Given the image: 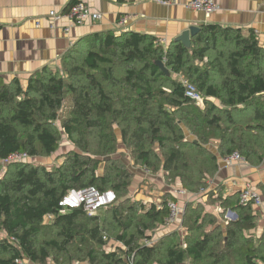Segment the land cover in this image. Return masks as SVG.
Listing matches in <instances>:
<instances>
[{"label": "trees", "instance_id": "1", "mask_svg": "<svg viewBox=\"0 0 264 264\" xmlns=\"http://www.w3.org/2000/svg\"><path fill=\"white\" fill-rule=\"evenodd\" d=\"M163 59L170 76L156 66ZM174 75L203 97L202 110ZM59 113L75 146L61 166L9 163L5 172L0 166V264H264V230L259 243L249 240L257 214L252 205H240L238 195L216 199L237 213L225 228L200 205L186 207L184 222L192 226L185 249L173 235L141 245L168 213L164 205L132 201L133 174L115 156L121 144L135 165L163 171L191 193L217 172L218 156L207 148L212 141L223 157L238 153L250 165L261 164L264 48L255 37L206 25L189 49L176 42L164 51L139 34H94L63 56L60 69L32 74L25 88L0 80V164L14 153L53 155L62 140ZM114 125L121 128L120 143ZM87 187L113 191L117 200L95 215L60 209L66 192ZM112 243L119 245L106 249Z\"/></svg>", "mask_w": 264, "mask_h": 264}, {"label": "crops", "instance_id": "2", "mask_svg": "<svg viewBox=\"0 0 264 264\" xmlns=\"http://www.w3.org/2000/svg\"><path fill=\"white\" fill-rule=\"evenodd\" d=\"M73 1L80 0H0V80L4 84L16 80L25 88L32 74L44 67L60 69L65 54L75 46H80L89 36L100 33H112L115 36L126 33L139 34L153 38L154 43L155 40L161 39L165 42V46H162L165 51L190 27L200 30L203 26L213 25L240 31L243 37L252 35L258 46L264 48V0H213L216 10L209 16L188 9L185 5L192 0H170L177 4L169 6L136 0H81L101 18L75 26L68 34L62 31L67 27L65 20L57 22L55 29H50L49 13H67ZM123 17H129V20L127 24L120 26L118 22ZM173 77L181 79L178 75ZM208 101L219 109L223 108L216 98L209 97ZM196 107L201 110L204 108ZM242 110L243 117H248V110L244 107ZM183 130L186 138L192 140L189 132L184 128ZM217 145V141H212L207 146L209 151L218 156L217 172L207 180V186L195 193L183 188L178 179L167 180L163 171L152 173L128 159L126 164L132 168H127L133 174L132 201L149 206L153 204L157 209L173 201L184 209V215L180 216L181 221L178 224L167 225L165 218L162 225L148 232V240H152L153 245L173 235L182 248H186L185 238L192 226H187L184 222L187 206L195 208L200 205L204 213L216 219L215 226L225 228L229 222L237 219V213L228 205L220 206L216 200L218 197L225 199L238 195L246 186L262 197L264 159L258 166L250 165L245 160L227 165L223 162L226 156L219 154ZM177 190H184L186 194L176 197ZM211 193L214 195L210 196ZM164 200L167 201L165 204ZM253 210L257 219L255 227L248 231V235L249 240L256 245L263 236L264 209L253 206ZM140 244L144 245V240Z\"/></svg>", "mask_w": 264, "mask_h": 264}, {"label": "built area", "instance_id": "3", "mask_svg": "<svg viewBox=\"0 0 264 264\" xmlns=\"http://www.w3.org/2000/svg\"><path fill=\"white\" fill-rule=\"evenodd\" d=\"M136 1H149L163 6H169L177 4L175 1L170 0H136ZM188 9L192 11L203 12L206 16L211 15L215 10V4L213 0H192L185 5ZM101 16L97 13L91 11V9L83 3V1H77L73 4L67 13L58 14L54 11L49 13V26L50 29H55L57 22L65 20L67 22V27L63 28L64 34H68L71 28L75 26H82L90 21H97ZM129 17H123L118 22L120 26L127 24ZM38 25V24H37ZM155 46H165L164 40H155ZM164 63V59L162 61ZM181 77V76H180ZM181 82L185 86V97L192 101L194 105L203 107L204 99L197 92V90L189 83H185L184 79L181 77ZM29 160V156L26 153H14L11 154L3 164L7 165L9 163H25ZM223 162L227 165H232L233 163L244 162V159L238 154L233 153L231 155L223 158ZM186 192L184 190H177L175 196H183ZM116 195L113 191H100L95 187H87L83 189H70L61 198L59 202V207L62 211L82 209L84 212L95 215L100 210H104L112 206L116 202ZM239 204L242 206L252 205L257 208L264 209V201L260 195L253 191L249 186H246L243 190L238 193ZM159 207L158 209H162ZM165 208L168 211V216L165 219L167 225L178 224L180 216L184 215V209L180 207L178 203L169 201L166 203ZM144 239L145 246L153 245L152 240ZM133 258V257H132Z\"/></svg>", "mask_w": 264, "mask_h": 264}, {"label": "rangeland", "instance_id": "4", "mask_svg": "<svg viewBox=\"0 0 264 264\" xmlns=\"http://www.w3.org/2000/svg\"><path fill=\"white\" fill-rule=\"evenodd\" d=\"M221 45H218V48L220 47ZM85 52L83 53L81 51V56L83 55L84 56ZM53 69H57V68H53L52 67V70ZM58 70V69H57ZM60 73H63L61 70H60ZM117 73H121V71H116L115 72V75ZM119 78V77H118ZM118 91V88H116V92L117 93ZM63 116V114L59 113V119L55 122V125L57 126L58 130L60 132H62V140H60L59 142V147L57 149V151L49 156V157H35V158H30L29 160H27V162L29 161V163L35 165V166H42V167H45L49 170L53 169V168H56V167H59L63 164L64 162V157L67 156L69 153H71L73 150H75V146L74 144L66 138V136L64 135L63 131H62V128H61V124H60V119L61 117ZM120 129L118 126L114 125V130H115V134L119 140V143H120ZM119 150H125L126 152L125 153H120L119 150L117 151V155H115L117 158H119L123 163H125V165L127 166V162H128V159L130 161H132L133 159L132 156L130 155L128 149L126 147H123L121 144H119V147H118ZM120 154V156L118 157V155ZM114 158V157H113ZM26 163V162H25ZM16 164H23V163H16ZM0 166L2 167L1 171H4L5 172V164H0ZM137 166V165H136ZM128 168L132 166H127ZM103 164H101L99 166V172H102L103 171ZM130 169V168H129ZM150 187V186H148ZM133 187H132V183H131V186L129 188V191H128V194L130 196H132L133 194ZM4 237V235L2 233H0V238ZM112 245L113 246H118L119 244H116V243H112V244H109L108 247H106V249H111L112 248ZM111 246V248H110Z\"/></svg>", "mask_w": 264, "mask_h": 264}, {"label": "water", "instance_id": "5", "mask_svg": "<svg viewBox=\"0 0 264 264\" xmlns=\"http://www.w3.org/2000/svg\"><path fill=\"white\" fill-rule=\"evenodd\" d=\"M199 32L196 27H190L188 30L184 31L175 41L181 43L185 48L189 49L191 44V39ZM156 66L164 73L166 76H170V72L166 69L164 63L159 61Z\"/></svg>", "mask_w": 264, "mask_h": 264}]
</instances>
